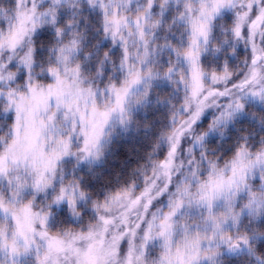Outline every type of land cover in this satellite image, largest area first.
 Returning a JSON list of instances; mask_svg holds the SVG:
<instances>
[{"label": "snow or ice", "instance_id": "6c2138e0", "mask_svg": "<svg viewBox=\"0 0 264 264\" xmlns=\"http://www.w3.org/2000/svg\"><path fill=\"white\" fill-rule=\"evenodd\" d=\"M0 264H264V0H0Z\"/></svg>", "mask_w": 264, "mask_h": 264}]
</instances>
